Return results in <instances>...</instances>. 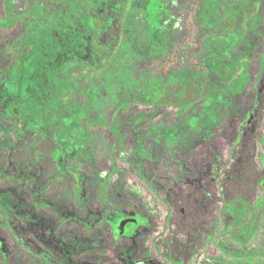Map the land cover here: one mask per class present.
Instances as JSON below:
<instances>
[{
    "label": "trees",
    "instance_id": "1",
    "mask_svg": "<svg viewBox=\"0 0 264 264\" xmlns=\"http://www.w3.org/2000/svg\"><path fill=\"white\" fill-rule=\"evenodd\" d=\"M24 5L0 67V157L22 166L76 172L95 154L102 176L128 171L121 161L141 177L179 133L236 114L264 70V0Z\"/></svg>",
    "mask_w": 264,
    "mask_h": 264
},
{
    "label": "rangeland",
    "instance_id": "2",
    "mask_svg": "<svg viewBox=\"0 0 264 264\" xmlns=\"http://www.w3.org/2000/svg\"><path fill=\"white\" fill-rule=\"evenodd\" d=\"M5 33L6 31H4V39ZM254 48L257 49L258 44H255ZM252 102L250 92L246 95H238L235 102L238 114L241 112L247 116L238 128L239 131H236L237 148L233 151L229 162L225 163L224 154L228 144L224 140L211 144L212 147L205 148L206 151H204V148H196L201 142L199 135L197 137L196 133H191L188 136V143L185 145L196 148L195 156L184 162L185 166L182 167L186 185H181L180 192L176 189L175 194L172 192L173 188H170L172 187L170 183L172 169L168 163L173 161L174 152L164 156L167 163H165V170L157 173V179L153 182L154 187L157 188L155 193L148 191L135 173H120L109 179L105 191L107 195L103 196L98 176L99 171L102 170L103 174L108 170V159H101L95 154L90 157L88 160L90 163L81 171L70 170L65 162L61 164L62 170H68L66 186L61 183L52 186L43 181L46 173L44 162L41 164L35 162L30 165V168L25 167V164L19 165L18 171H15L18 173L19 183L17 180L0 182V201L10 214L11 229L17 235L32 232L37 240L44 241L53 252L59 254L63 261L66 259L67 264H172L165 259L166 254L173 257L181 251L184 255L186 250H190L188 245L198 237L199 232L202 231V235H199L202 239L206 231L209 232L210 225H213V221H210L211 214L215 216V219L217 218L220 205L217 192H220L224 197L241 194L251 203H260L261 221L251 239L245 242L243 247L264 249V191L260 190L257 184V177L264 174V145L259 137L263 135L264 123V77L260 81L256 102L255 104ZM238 114L223 116L219 122L221 125L219 132L223 134L221 137L225 134L231 136L227 130L230 129L229 124L236 123ZM184 158L183 156L182 160L186 161L187 159ZM2 165L5 168L4 172H11L9 163L2 162ZM119 166L127 168L121 161ZM153 167H156L154 163H147L141 173L148 175L154 170ZM77 176L80 177V193L76 202L70 188L72 179ZM41 183L50 188L47 195L45 194L47 196L45 199L54 211L63 216L73 214L81 222L89 224L90 228L81 226L78 234L64 233L57 227V230H53L52 228L58 222L52 213L44 209L33 212L28 204L31 196L29 192L40 189ZM168 188L170 193L167 191ZM156 194L163 200H170L172 209L169 212L166 205L157 199ZM125 201H127V211L133 208L138 214L139 222L147 221V228L141 229L136 235L131 229V224L120 223V220L124 218L123 211L116 210L109 217L111 229L118 227L124 237L116 244V247L110 248L108 237L112 231L108 225L91 224L98 219L103 206L116 202L125 203ZM34 220H37L36 223L33 222ZM219 227L220 224L216 222L212 233H216ZM36 244V242L27 241L26 245L32 247ZM226 244L229 249L242 245L234 240H229ZM4 246L7 247L8 252L12 253L0 237V247ZM7 264H15V261L12 258L8 259ZM261 264H264V259Z\"/></svg>",
    "mask_w": 264,
    "mask_h": 264
},
{
    "label": "flooded vegetation",
    "instance_id": "3",
    "mask_svg": "<svg viewBox=\"0 0 264 264\" xmlns=\"http://www.w3.org/2000/svg\"><path fill=\"white\" fill-rule=\"evenodd\" d=\"M29 1L31 0H0V67L3 65L4 59V30H24L23 24L20 21L19 16L20 12L25 10L24 4L28 3ZM257 49H259V46ZM254 61L257 62L258 60ZM262 62L264 63V59H262ZM263 77L264 70L261 71L257 84L254 86L253 89L249 91L252 94L253 104H255L257 95L259 94L260 81L261 79H263ZM236 113L238 114V110H236ZM245 116H247L245 113L242 114L241 112H239L236 123L229 124L230 129H228L227 132L231 134V136H227H233V138L231 139H228L226 134L224 135V137H221L223 134L219 132L221 128V125H219L220 123L214 124V126L209 125V131L200 132L198 134L201 137V142L197 145L196 148H204V151H206V149H210L212 147L211 144L214 145V143L224 140L228 144L226 152L224 154V156L226 157L225 163L227 161L229 162L232 158L233 151L237 148L235 136L239 131L238 128L244 122ZM262 132L263 135H260L259 137L260 140H262V145H264V123L262 126ZM187 143L188 138L183 139L182 134L179 133L178 137L175 140V155L173 156V161H168V163H170V169H172V177L170 178V183L172 184V187L170 188H173V194H175L176 189L178 190L181 185H186L184 182L185 174L182 166H185L184 162H187L188 159L190 160L192 156H195L194 154L196 148L191 145H185ZM183 156L185 157L184 159H187L186 161L182 160ZM160 158L162 160L157 157L152 161V163H154L156 167H153L154 170L148 173V175L143 174L140 177L135 173V175L140 179L141 183L147 188V190L153 193H155L157 190V188L153 185V182L157 179V173H161L162 170H165V163H167L166 157L161 156ZM0 159H2L0 160V182H3L4 180H17V182L19 183V178L17 177L18 173L15 172L18 171L17 168L19 164L13 163L8 158L0 157ZM5 159L9 161H4ZM2 162L9 163L10 167L12 168L10 173L3 171V169L5 168L4 165H2ZM29 162L32 163H28L25 167L30 168V165L34 164L35 162L38 163L40 161L32 160ZM60 166L61 173L58 174V171H52L46 165V173L45 177L43 178V181L45 180V183H49L52 186L60 183L64 186L68 185V180L66 177L68 170H62V165L60 164ZM223 166H225V164H223ZM119 167L122 168V166ZM125 169H128V171H118L113 173L109 171L103 176L102 170L99 171L98 180L99 184L102 186L100 187V190H103V196L107 195L105 191L108 186L106 184L113 175L120 173H134L132 170L129 169V166H127V168ZM168 174H170V172ZM79 181V176L74 177L72 179V186L70 188L72 191V196L76 200V202L77 196L80 193ZM257 184L258 188L264 191V174H260L257 177ZM41 185L42 187L40 189H36L34 191L29 192L31 196L29 198L28 204L32 208V211L35 213L44 209L45 211H49L50 213H52V215H54L55 220L58 223L55 224V227L52 228L53 230H57L58 228L61 229L64 233L78 234V231L81 230V226L90 228L88 227L89 224L81 222L73 214L70 216H63L54 211L45 199V197H47V192L48 190H50V188H48L46 184L41 183ZM170 188L167 189L168 193H170ZM217 195L219 196L218 200L220 204L217 211V221L215 219V216L211 214L210 221H213V225H210L209 232L206 231L204 239L199 236L202 235V231L199 232L198 237L194 239L190 245H188V247L190 246V250H186L184 255L181 251H179L178 253H176V256L173 257L166 254L164 256L166 260H168L172 264H261V261L264 259V249L243 247L244 243L251 239L252 234L255 232L257 226L261 221L262 211L260 203H251L247 198L243 197L241 194H237L229 198L224 197L223 194L220 192H217ZM156 197L159 201L163 203V205H166L167 212L172 209V204L170 200H163L158 194H156ZM126 202L127 201H125V203L116 202L115 204H107L103 206L100 209V216L91 224L96 225L97 223H103L105 225H108V227L112 231V234L108 237V243L110 248L116 247V244L121 241L124 237L118 227H116L114 230L111 229L109 217H111V214L116 210L123 211L124 218L120 220V223L131 224V229L134 230V233L136 235L141 229L144 230L147 228V221L142 220L139 222L137 218L138 214L133 208L127 211ZM9 216L10 214L8 213L5 206H3V202L0 201V237L3 239V243L7 244L8 248L12 252H8L6 246H4L3 248L0 247V264H7L8 259L11 258L15 261V264H67L66 259L65 261H63L59 254L53 252L51 250V247L47 246L44 241L37 240L32 232L25 233L24 235H17L16 232L13 231L10 227ZM140 217L144 219L143 216ZM36 221L37 220H34L33 222L36 223ZM216 222L220 224V227L218 228V230H216V233H212L214 229L213 227ZM70 226H74V228H70ZM35 227L38 229L37 225ZM153 239L154 238H152V240ZM229 240H234L237 242V244L242 245L241 247L238 246V248L229 249L226 244ZM27 241L29 243L36 242L37 244L33 245L32 247H29L26 245Z\"/></svg>",
    "mask_w": 264,
    "mask_h": 264
}]
</instances>
